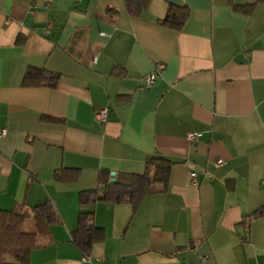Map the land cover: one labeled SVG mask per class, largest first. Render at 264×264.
<instances>
[{
  "label": "crops",
  "instance_id": "0c3cea01",
  "mask_svg": "<svg viewBox=\"0 0 264 264\" xmlns=\"http://www.w3.org/2000/svg\"><path fill=\"white\" fill-rule=\"evenodd\" d=\"M170 5L190 9L180 32ZM30 68L56 87H24ZM0 132V209L59 216L29 264H264V0H0ZM157 155L168 190L85 207L106 237L82 252L80 194Z\"/></svg>",
  "mask_w": 264,
  "mask_h": 264
},
{
  "label": "trees",
  "instance_id": "16d2710c",
  "mask_svg": "<svg viewBox=\"0 0 264 264\" xmlns=\"http://www.w3.org/2000/svg\"><path fill=\"white\" fill-rule=\"evenodd\" d=\"M151 0H125L128 11L138 16L150 4ZM252 6H235L237 11L248 13ZM190 18V9L186 6L170 5L161 25L172 30L182 31ZM58 75L46 69L30 68L24 77L23 86L37 88L56 87ZM174 163L162 156H154L147 161L143 174H119L110 181L108 173L100 175V184L104 186L95 191L80 194L81 211L78 227L72 233V242L84 253H88L96 243L106 237L104 228L93 222V212L84 210L97 202L113 205L130 204L137 207L142 200L152 194L168 190L170 171ZM68 175L59 174V180L72 178L79 170L66 169ZM59 221L58 213L50 203L36 206L27 212L6 211L0 209V264H29L32 252L44 248L52 237V227Z\"/></svg>",
  "mask_w": 264,
  "mask_h": 264
},
{
  "label": "built area",
  "instance_id": "2783aa9c",
  "mask_svg": "<svg viewBox=\"0 0 264 264\" xmlns=\"http://www.w3.org/2000/svg\"><path fill=\"white\" fill-rule=\"evenodd\" d=\"M163 69H164L163 64H157L156 65L154 73L150 74L145 79L146 88H150L154 85V83L156 82V74L160 73ZM107 119H108V110H101L96 114V121L100 124L106 123ZM4 134H5V132H0V136H3ZM200 137H201V134H189L187 136V139L190 142H195V141L199 140ZM215 165H216V167L224 166L225 161L224 160H217ZM192 181L196 184L197 175L195 173L192 174ZM262 184L264 185V181L262 182ZM84 261H87V258H84Z\"/></svg>",
  "mask_w": 264,
  "mask_h": 264
},
{
  "label": "water",
  "instance_id": "95a60500",
  "mask_svg": "<svg viewBox=\"0 0 264 264\" xmlns=\"http://www.w3.org/2000/svg\"><path fill=\"white\" fill-rule=\"evenodd\" d=\"M115 175H116L115 173H113V174H112V176H115ZM112 181L114 182V181H115V179H112Z\"/></svg>",
  "mask_w": 264,
  "mask_h": 264
},
{
  "label": "rangeland",
  "instance_id": "374dc122",
  "mask_svg": "<svg viewBox=\"0 0 264 264\" xmlns=\"http://www.w3.org/2000/svg\"><path fill=\"white\" fill-rule=\"evenodd\" d=\"M21 212H22V213H23V212H27V210H26V211H21Z\"/></svg>",
  "mask_w": 264,
  "mask_h": 264
}]
</instances>
